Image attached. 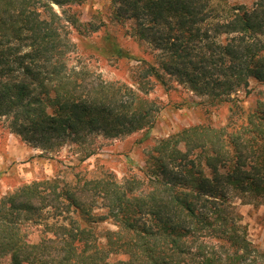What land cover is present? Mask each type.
Here are the masks:
<instances>
[{
  "label": "trees",
  "instance_id": "1",
  "mask_svg": "<svg viewBox=\"0 0 264 264\" xmlns=\"http://www.w3.org/2000/svg\"><path fill=\"white\" fill-rule=\"evenodd\" d=\"M86 1L0 0V120L33 148L75 144L88 159L96 138L150 131L159 113L146 97L150 78L173 77L213 106L251 80L264 84V0H111L114 20L132 21V37L159 52L155 65L139 60L138 90L70 66L72 30L82 25L71 9ZM238 110L232 127L161 140L145 178L58 176L3 197L0 264H264L234 204L264 205V102Z\"/></svg>",
  "mask_w": 264,
  "mask_h": 264
},
{
  "label": "rangeland",
  "instance_id": "2",
  "mask_svg": "<svg viewBox=\"0 0 264 264\" xmlns=\"http://www.w3.org/2000/svg\"><path fill=\"white\" fill-rule=\"evenodd\" d=\"M220 5L251 7L257 0H213ZM73 13L81 22L79 29H73L71 40L74 51L70 55V66L84 67L101 76L107 82L127 84L138 90L135 74L140 77L141 69L157 64L156 51L152 45L132 37V21L114 20L115 5L111 0H87L83 6L73 7ZM91 24H93L91 26ZM92 28H97L93 31ZM128 53L127 58L113 54L114 46ZM142 78V77H141ZM150 80V81H149ZM146 97L159 108L157 123L150 131L137 132L131 136L106 140L94 139L96 154L84 159L86 148L67 144L57 152L44 153L33 148L22 138L12 134L6 119L0 120V200L33 181L60 177L66 182L92 178L102 173H113L119 181L145 178L144 171L152 150L163 139L193 126H208L219 129L232 127V122H242L243 113L232 112L234 104L251 112L264 102V84L251 80L248 89H242L231 96V101L210 105L198 97L188 86L175 78L166 76L165 82L150 78ZM229 128L231 130L232 128ZM184 148V147H182ZM234 204L243 218L248 238L264 251V205L246 203L235 199ZM102 227L114 229L111 224ZM38 230L32 228L33 239Z\"/></svg>",
  "mask_w": 264,
  "mask_h": 264
}]
</instances>
